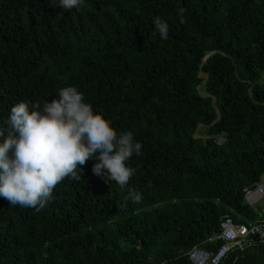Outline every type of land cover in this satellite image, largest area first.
<instances>
[{
  "label": "trees",
  "instance_id": "16d2710c",
  "mask_svg": "<svg viewBox=\"0 0 264 264\" xmlns=\"http://www.w3.org/2000/svg\"><path fill=\"white\" fill-rule=\"evenodd\" d=\"M68 86L142 144L135 174L121 187L93 157L38 212L0 196V264H190L226 214L261 217L243 188L264 187V0H0V128ZM252 242L222 264H264Z\"/></svg>",
  "mask_w": 264,
  "mask_h": 264
},
{
  "label": "clouds",
  "instance_id": "9594fccd",
  "mask_svg": "<svg viewBox=\"0 0 264 264\" xmlns=\"http://www.w3.org/2000/svg\"><path fill=\"white\" fill-rule=\"evenodd\" d=\"M83 0H53L61 9L79 8ZM181 14L184 9L179 10ZM161 39L168 38L169 26L159 17L154 20ZM59 99L43 106L26 101L10 109L8 127L0 128V196L11 205L43 209L53 189L66 177L80 179L79 166L93 160V173L124 187L135 174L127 161L141 154L142 144L131 132H120L90 104L76 87L59 90ZM80 169V167H79ZM129 198L139 202L134 189Z\"/></svg>",
  "mask_w": 264,
  "mask_h": 264
},
{
  "label": "built area",
  "instance_id": "2783aa9c",
  "mask_svg": "<svg viewBox=\"0 0 264 264\" xmlns=\"http://www.w3.org/2000/svg\"><path fill=\"white\" fill-rule=\"evenodd\" d=\"M244 200L249 205H262L264 202V187L261 182L253 187L243 188ZM264 243V210L261 217L252 223H234L227 216H223L219 222V231L216 235L208 238V242H219L216 250L212 253L206 249L192 247L186 256L190 264H222L227 255L234 251H240L250 246L253 242Z\"/></svg>",
  "mask_w": 264,
  "mask_h": 264
},
{
  "label": "rangeland",
  "instance_id": "374dc122",
  "mask_svg": "<svg viewBox=\"0 0 264 264\" xmlns=\"http://www.w3.org/2000/svg\"><path fill=\"white\" fill-rule=\"evenodd\" d=\"M200 76L203 77V78L206 77V75H204V74H200ZM199 89H200V92L203 93L202 92V87H200ZM194 137L195 138H199L201 140L206 139V137L203 136V127L198 126L197 132H196V134H195ZM217 142H221V141L218 140ZM261 180H263V177L261 178ZM259 206H260L259 204H256V205H253V206L252 205H249V207L252 208V209H257Z\"/></svg>",
  "mask_w": 264,
  "mask_h": 264
}]
</instances>
